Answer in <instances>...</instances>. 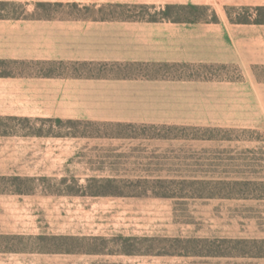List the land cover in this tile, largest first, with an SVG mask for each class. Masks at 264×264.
<instances>
[{"label":"crops","instance_id":"crops-1","mask_svg":"<svg viewBox=\"0 0 264 264\" xmlns=\"http://www.w3.org/2000/svg\"><path fill=\"white\" fill-rule=\"evenodd\" d=\"M0 61L15 62L0 67V118L264 128V0H0ZM134 140L0 137V177L78 189L42 203L45 225L32 213L6 223L0 236L18 243L0 264H197L198 240L213 236L167 211L176 203L87 191L123 174L86 161L101 148L85 145L132 152Z\"/></svg>","mask_w":264,"mask_h":264},{"label":"rangeland","instance_id":"rangeland-1","mask_svg":"<svg viewBox=\"0 0 264 264\" xmlns=\"http://www.w3.org/2000/svg\"><path fill=\"white\" fill-rule=\"evenodd\" d=\"M187 11L195 14L204 10ZM14 66L0 64L4 70ZM28 134L135 139L132 152L115 153L114 148L123 145L113 143L85 145L101 148L100 153L86 152V161H100L98 166L106 174H123L102 178L101 183L87 182L88 192L109 195L107 199L176 203L167 211L175 210L183 223L195 224L199 236H213V240H198V257L191 263L264 264L263 243L253 242L264 239V128L60 124L0 118V137ZM77 191L75 185H65L61 178L0 177V232L6 223L21 222V216L29 213L38 216L32 221L28 218L27 223L37 219L39 225H45L50 221L46 214L53 209L42 203L63 200L58 196ZM245 239L252 242L244 243ZM16 243L0 236V248Z\"/></svg>","mask_w":264,"mask_h":264},{"label":"trees","instance_id":"trees-1","mask_svg":"<svg viewBox=\"0 0 264 264\" xmlns=\"http://www.w3.org/2000/svg\"><path fill=\"white\" fill-rule=\"evenodd\" d=\"M171 7H169L170 10ZM180 9H190V10H196V11H202V10H206V8H200V7H180ZM168 15V13H166ZM15 64V62L12 61H0V64ZM13 119V118H12ZM28 120V119H25ZM37 121H43V122H57V123H64V122H68V123H92L93 121H86V120H62V119H55V120H37ZM35 135H43V134H35ZM60 136H78V135H60ZM80 137H86V136H80ZM251 240L245 239L243 240L244 243L246 242H250ZM261 242L263 243V252L262 255H264V240L260 239V240H253V242ZM252 242V241H251ZM261 256V255H260Z\"/></svg>","mask_w":264,"mask_h":264}]
</instances>
